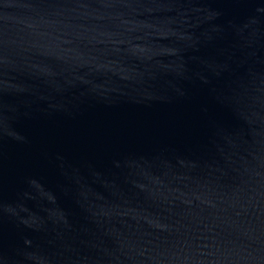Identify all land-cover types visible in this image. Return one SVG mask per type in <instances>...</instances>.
<instances>
[{
    "label": "water",
    "instance_id": "1",
    "mask_svg": "<svg viewBox=\"0 0 264 264\" xmlns=\"http://www.w3.org/2000/svg\"><path fill=\"white\" fill-rule=\"evenodd\" d=\"M0 264H264V0H0Z\"/></svg>",
    "mask_w": 264,
    "mask_h": 264
}]
</instances>
